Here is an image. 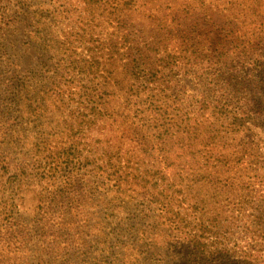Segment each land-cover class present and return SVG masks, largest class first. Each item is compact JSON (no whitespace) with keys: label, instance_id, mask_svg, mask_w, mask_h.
I'll return each mask as SVG.
<instances>
[{"label":"trees","instance_id":"trees-1","mask_svg":"<svg viewBox=\"0 0 264 264\" xmlns=\"http://www.w3.org/2000/svg\"><path fill=\"white\" fill-rule=\"evenodd\" d=\"M105 22L112 29L107 39L101 31ZM12 33L20 36L17 46L8 40ZM32 50L41 58L35 70L29 69ZM111 69L121 71V95L108 91ZM178 72L195 81L193 96L180 92L185 86L175 80ZM64 96L80 113L65 124L67 144L51 148L45 137V129H51L47 106H56ZM184 97L189 101L184 103ZM93 126L115 134L114 143L113 136H106L100 149L105 166L97 170L119 202L105 196L89 202L96 208L95 257L78 242L84 243V234L65 233L68 220L59 219L51 207L59 192L66 199L75 193L85 202L74 162L79 157L77 135ZM251 126L264 131V0H165L160 5L153 0H0L2 190L10 189L13 197L14 182L31 168L53 185L56 174L63 177L59 191L45 198L39 194L38 216H54L50 223L60 224L45 227L42 236L51 238L34 250L29 264L96 257L112 264H225L237 255L243 264H254V255H239L229 247L239 223L255 242L264 230V195L243 193V175L255 176L244 164L257 158L249 139ZM222 134L247 141L215 153ZM125 144L137 149V160L156 162L138 163L142 168L130 173L119 162L127 153ZM22 150L34 161L32 167ZM229 161L242 182L233 208L217 199L224 198L217 196V180L227 174ZM168 166L174 171L171 178L166 177ZM94 192L87 193L89 199ZM119 210L125 218L116 216ZM14 211L12 198L1 195L0 264H15L24 254L19 250L27 248L21 236L28 237L29 231ZM113 218L118 221H107ZM154 220L165 231L146 242ZM156 238L161 240L156 243ZM156 244L154 252L151 246Z\"/></svg>","mask_w":264,"mask_h":264},{"label":"rangeland","instance_id":"rangeland-1","mask_svg":"<svg viewBox=\"0 0 264 264\" xmlns=\"http://www.w3.org/2000/svg\"><path fill=\"white\" fill-rule=\"evenodd\" d=\"M165 0H153L154 5H160ZM172 0H168V2H171ZM178 3H180L182 0H175ZM190 1V0H187ZM192 1V0H191ZM196 1V0H195ZM209 1V0H206ZM221 1V0H219ZM102 26H105L106 28L102 27V37L103 39H107V34L112 31V29L109 27V25L105 22L102 24ZM8 40L13 41L14 45L17 46V40H19L20 36L12 33V37ZM41 58L37 55V53L32 50L30 52L29 62L30 70L37 69V63L39 62ZM113 77L111 75L109 76V72L104 71V74L109 77V84H110V77H111V86L108 88V91H111L114 94L121 95L122 94V87L124 86V79L121 75L120 69L113 70ZM66 78H68L67 75H65ZM175 80H178L180 82V86L184 87V90H180L184 95H192L193 92L190 87H193L195 85V81L190 78L186 77L184 74L182 75L181 72H178V74L175 77ZM109 87V86H108ZM73 88V86H72ZM75 89V88H73ZM66 94V93H65ZM184 103L189 101V98L184 97L183 98ZM72 102V103H71ZM69 102L67 98L64 96L63 101L61 103L57 104L56 106H47L48 111H52L51 114L48 112V119L49 127L51 129H45V137L49 140V145L51 148L53 146H59V145H66L67 144V132H66V126L65 124L67 122H71L73 117H78V114L80 113L79 109H77L73 104V101ZM57 107V109H54ZM253 126V125H252ZM252 130L249 132V139L252 140V143L255 145L256 149V161H249V159L244 160V164L246 167H251L254 170L252 171L255 176L253 178L258 179L257 182H253V178H250L249 172L246 175H243L242 180L245 185H247L246 191L243 189V193L248 192V196H255V193L259 192V195H264V131L261 129H258L257 127H252ZM112 132L108 128H104L103 130H100L98 126H93L88 129V131H82L77 136L79 137L78 140H80L78 144V154L79 157L76 158V162H74V168L75 170H80L79 174L82 178V182H80L84 186L85 190V202L80 201V196L77 194H73L67 199L61 195L62 192H59L57 194V197L55 200L51 201L53 208V213H58V218L63 220H68L67 227L68 230H65V233H74L83 235V242L78 241L83 244V249L87 250L89 254H91V257L96 256V249L97 244L94 243V235L96 236L98 234V228L96 229V226L93 227L94 224V214H95V206H89V202L91 199L96 197H104L107 199H111L116 204H119L118 200L116 199V193L114 189L111 187V184L107 183L105 181L104 184V178L100 174L99 170L97 168H103L105 166V160L103 154L100 152V149H103V147L106 146L104 140L106 141V136L109 138ZM113 136V137H112ZM117 137L119 135L116 134ZM112 140L111 143H114L113 138L115 137V134L111 135ZM244 137H241L240 135H233V134H222L221 138L218 139L219 143L216 142L215 153H222L229 145L233 146H239L244 144L247 140L243 139ZM248 139V140H249ZM208 145V144H207ZM136 148H131L127 144L124 145V154L119 158V162L121 163V167L126 165L128 166V171L130 173H134L135 171L133 169L135 168H142L141 162L144 161V164L147 166H150L154 164V161H147V159H144L143 161L137 160V157L139 155L138 151H136ZM210 149H205V152H209ZM17 153V152H15ZM214 153V152H213ZM214 153V154H215ZM21 154L23 155V158L26 159V163L32 167V164L34 161L30 160V157H27L28 153H25V150L21 151ZM25 154V155H24ZM212 155L211 153L206 154ZM40 157L37 156L35 159H39ZM94 160V161H93ZM117 161V160H116ZM112 161V162H116ZM212 161V160H211ZM46 161H41V167L44 166ZM140 163V164H138ZM160 167H164L163 161H158ZM209 169L212 170V166L215 165V162L212 161L209 164ZM188 169V167H185ZM39 170H34L33 168L29 169L25 172V174L21 175L20 178L17 179L16 182H14L13 185V197L12 193H10V189H3L2 182L6 180V176L0 174V196L3 195L7 199L12 198V203L15 205V211L17 213V216L13 214V216L19 218L20 222H23L22 224L27 228L29 231V236L25 237L22 235L21 237L27 241L26 243V250H19V253H24L23 255H20L19 257H26L20 260L18 257V260L15 264H29L28 260H30V257L33 255L35 249H40L42 245H44L51 237L50 234H47L46 236H42V232L44 231L46 226L49 225H55L60 224L57 221H54L50 223V221L56 220L57 218H54V216L42 218L44 216H38V207L40 205L39 202V194L43 197H47V194L55 193L56 191H59L60 184L62 182V173L56 174V181L57 184H52V181L42 180V176L40 172H37ZM225 171L227 172L226 175L220 176L219 180H217V184L219 185V190H217V196H220L221 194H224V198L217 197L218 200L223 203H227L228 207L233 208L235 201L232 199L233 197H237L240 195L241 188L239 185L242 183L239 180H236L238 176H235L232 174L233 171H235V164L233 161H229L227 168H225ZM165 173L167 178H171L174 171H172V168L170 166L165 168ZM185 174V173H184ZM183 174V175H184ZM252 174V173H251ZM214 175H220V174H214ZM249 177V178H248ZM231 181L233 184L229 186L226 185L225 182ZM234 181V182H233ZM37 182L41 183L38 184ZM101 182L106 186V190H102ZM237 183V184H235ZM101 184V185H100ZM216 186V185H215ZM213 187V186H211ZM57 188V189H56ZM95 189V192L94 190ZM212 189V188H210ZM15 191V192H14ZM94 192L96 193L94 197L89 199V195ZM71 193V192H70ZM89 195H88V194ZM58 196L61 198L58 199ZM214 201V200H213ZM212 201V202H213ZM247 210L250 212L252 211V208H247ZM105 210L100 209V215L102 218H104ZM248 213V212H246ZM154 214H151L153 216ZM116 216L119 218H125V214L123 211H120L116 213ZM78 220L77 226H70L68 225L69 221L75 222ZM117 222V219H108L107 221L111 222ZM153 221V220H152ZM246 221V219H245ZM155 222V220H154ZM151 221L148 222L151 223L150 225H153V228L151 229L152 236L146 237V242L149 241L148 239L154 241V237H158L160 234L165 231L164 226H160L159 224H156ZM248 222V220L246 221ZM63 228V226H61ZM245 231L242 230V225L239 223L235 227V233L234 235H230L231 242L229 244V247H232L237 251V253L240 255V253H250L251 255L255 256V260L253 261L254 264H264V230L262 231V236H260L256 242L254 241V237L244 234ZM148 235V234H147ZM28 238V240H27ZM148 238V239H147ZM81 239V238H80ZM157 241H160L161 238H156ZM161 246L160 244H158ZM110 245L107 244L106 248ZM112 247V246H110ZM152 251L156 252V249L159 248L156 245H152ZM142 250H147L145 246L142 247ZM186 252V249H182V252L179 253L181 256H184ZM143 255V254H142ZM253 256V257H254ZM142 256H139L141 258ZM153 259H156L155 257H152ZM239 256L237 255L234 257V261L227 262L225 264H243V262H240ZM110 260H112L110 258ZM72 261V263H71ZM70 261V264H112L109 261H103L102 259L96 257L94 259H86V260H79L72 258ZM157 262L151 261H141V264H156ZM161 264V263H158Z\"/></svg>","mask_w":264,"mask_h":264}]
</instances>
